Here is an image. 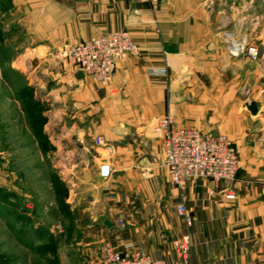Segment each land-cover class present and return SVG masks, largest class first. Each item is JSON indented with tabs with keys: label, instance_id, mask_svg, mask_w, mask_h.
<instances>
[{
	"label": "crops",
	"instance_id": "crops-1",
	"mask_svg": "<svg viewBox=\"0 0 264 264\" xmlns=\"http://www.w3.org/2000/svg\"><path fill=\"white\" fill-rule=\"evenodd\" d=\"M8 10L27 36L17 59L31 60L35 87L45 79L46 136L65 172L75 167L91 192L102 243L122 255L175 260L169 242L185 228L157 129L170 116L175 127L225 136L239 156L233 200L222 181L197 180L184 191L193 219L189 264H264V0H8ZM113 31L128 32L140 52L117 64L106 87L59 54ZM227 31L249 35L261 57L229 56ZM250 101L260 103L256 116L244 107ZM104 162L107 180L98 174Z\"/></svg>",
	"mask_w": 264,
	"mask_h": 264
},
{
	"label": "rangeland",
	"instance_id": "rangeland-1",
	"mask_svg": "<svg viewBox=\"0 0 264 264\" xmlns=\"http://www.w3.org/2000/svg\"><path fill=\"white\" fill-rule=\"evenodd\" d=\"M4 8L0 24V264H90L100 256L103 240L93 229L101 219L90 217L91 192L78 184L75 167L65 172L61 156L46 136V114L51 106L46 102L45 79L35 87V78L29 76L31 60L17 59L28 46L27 36L10 14L8 0ZM1 10L0 3V14ZM229 33L257 48L259 55L255 60L246 50L229 55L224 39L229 56L250 61L261 57L259 45L249 35L225 34ZM261 94L258 98L264 101ZM244 97L247 101L251 93L244 92ZM56 180L63 189H56ZM117 224L120 227L121 221ZM169 247L173 252L171 241Z\"/></svg>",
	"mask_w": 264,
	"mask_h": 264
},
{
	"label": "built area",
	"instance_id": "built-area-1",
	"mask_svg": "<svg viewBox=\"0 0 264 264\" xmlns=\"http://www.w3.org/2000/svg\"><path fill=\"white\" fill-rule=\"evenodd\" d=\"M144 4L154 5L158 0H140ZM225 51L238 56L245 50L246 55L255 60L257 48L247 45L244 39L225 34ZM139 48L126 31H113L105 35L90 38L79 44L66 46L59 52L76 71L91 78L95 83L106 87L111 83L118 63L130 56H139ZM163 141V166L167 170L170 183L177 190L179 204L176 213L181 218L185 233L172 241L175 260L170 264H189L190 229L193 219L188 214L184 203V191L187 185L198 179L224 182L226 200H233L230 189L238 172V157L230 141L223 135H204L191 128L175 127L170 116L161 118L157 123ZM95 145L105 147L102 139H95ZM99 177L107 180L112 174L109 163L104 162L98 168ZM120 227H124L121 221ZM90 264H166L148 254L132 252L122 255L109 243L100 246L98 259Z\"/></svg>",
	"mask_w": 264,
	"mask_h": 264
},
{
	"label": "water",
	"instance_id": "water-1",
	"mask_svg": "<svg viewBox=\"0 0 264 264\" xmlns=\"http://www.w3.org/2000/svg\"><path fill=\"white\" fill-rule=\"evenodd\" d=\"M244 107L250 113V115L256 116L258 109L260 108V103L252 101L250 103L245 104ZM104 224L107 225V222H104Z\"/></svg>",
	"mask_w": 264,
	"mask_h": 264
},
{
	"label": "trees",
	"instance_id": "trees-1",
	"mask_svg": "<svg viewBox=\"0 0 264 264\" xmlns=\"http://www.w3.org/2000/svg\"><path fill=\"white\" fill-rule=\"evenodd\" d=\"M56 184H57V186H56V189H57V190H61V189H63V185H61L59 181L56 180ZM58 185H59V186H58Z\"/></svg>",
	"mask_w": 264,
	"mask_h": 264
}]
</instances>
